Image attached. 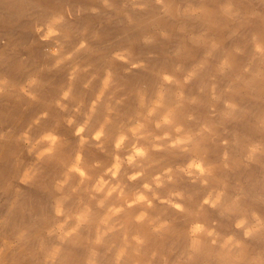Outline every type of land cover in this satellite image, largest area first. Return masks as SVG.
Returning a JSON list of instances; mask_svg holds the SVG:
<instances>
[{
	"label": "bare ground",
	"instance_id": "bare-ground-1",
	"mask_svg": "<svg viewBox=\"0 0 264 264\" xmlns=\"http://www.w3.org/2000/svg\"><path fill=\"white\" fill-rule=\"evenodd\" d=\"M162 3L167 6L166 15L172 20L173 17L177 19L175 15L181 8L186 7L189 10L185 12L183 9L182 12L187 15L183 19L178 17L180 21L175 20L173 24L171 22L172 25L169 27L166 24L169 18L161 15L162 6L157 0H0V78H7L8 81L4 85L8 91L3 90L5 93H0V264H46L48 251L57 245L61 247V253L55 264H85L88 246L83 239L75 244L66 242L61 245L55 235L47 234L49 228L63 219L55 216L54 201L58 194L53 190L54 180L59 177L62 169L56 164L45 165L39 178L25 183L23 181L25 172L33 165L35 157L28 158L31 146L20 144L22 142H19L21 140L19 135L27 134L28 141L35 143L34 141L42 134L54 132L66 145L63 149L65 157L75 154L80 138L75 137L76 146L73 147L68 137L74 132L72 130L70 133L66 128L67 124L65 126L63 123V119L70 116V113L65 111L64 107L69 97L70 109L74 108L77 100L79 101L81 86L86 84L87 78H90L89 74L86 77L83 72L87 66H91L95 71L109 69L107 73L112 74V85L118 84L126 89L132 85L135 86L133 89L135 93L138 89H143L149 97L155 93L160 84L159 73L167 72L174 75L181 84L167 85L166 99L169 103H174L175 93L183 91L185 102L180 110L182 113L180 122L186 129L193 131L203 124L214 126L215 134H206L196 153L181 152L179 149L150 152L149 159L141 162L145 167V175L137 181L129 182L127 177L121 175L140 169L125 165L121 170L120 176L123 181L125 180L124 183L135 186L136 183L151 182V177L162 172L164 168L171 167L175 170L178 166L186 165L193 158H200L206 165L214 166L213 176L207 177L209 181L207 189H213L214 196L223 192L222 202L217 208L204 205L203 211L198 216L178 213L168 205L154 201L155 207L149 210L150 214H160L163 219L170 220L174 234L165 237L162 242L156 241L150 244L144 259H148L151 249H156L158 255L152 264H165L162 257H167V264H177L178 261L179 264H252L253 260L256 264H264V150L256 153L251 160L246 158L249 145L264 146V127H261V122L264 121V57L255 52L253 43L254 36L264 40V0H162ZM124 4L127 7L126 11ZM228 4H232L233 11L238 13L232 19L223 14L224 5ZM142 6L147 8L143 9ZM253 10L259 13L256 18L250 14ZM117 15H123L126 19L116 21ZM59 18L62 20L56 27L60 35L53 39L52 43L56 45L54 48H61L62 54L72 51L76 53L75 56L73 55L74 58L69 60L68 65L61 64L62 67L57 69L50 63L54 59L52 61L45 59L43 62L39 58L41 56L37 57V55L42 54L41 49L49 50L50 53V49L44 45L47 41L42 40L41 37L46 34L47 26ZM180 24H183V34L178 41H175L181 47L177 57H168L172 49L170 51L168 46L166 47V42H162L160 47L158 46L159 49L154 51L151 50L152 48H149V51L141 48L143 39L147 37L154 40H157V37H166L168 43L174 42L172 30ZM38 28H42L43 31L38 32ZM232 32L238 35H235L232 41H226L225 38ZM81 43H84L85 47L77 51ZM213 43L221 45L219 52L213 49ZM116 52L142 66L129 70L133 63L125 62V59L116 62L111 56ZM208 52L211 55H208ZM147 53L163 56L149 59L145 56ZM250 56H256L255 64L251 68L252 72L244 76L243 81H236V73L241 72L238 69H243ZM223 58H227L232 65V69L227 73H221L219 70L218 61ZM101 61H104L105 65L102 64L103 62L102 65L98 63ZM201 62L208 63L209 67L199 70L201 72L193 78V82L184 84L185 72ZM74 65L80 66V69L72 74L68 73L66 69L71 70ZM33 78L37 82L33 87L26 88L31 95L15 90L22 83L28 87L29 80ZM212 78H216L214 84L218 87L215 93L218 91L221 95L219 107L216 101L209 98L210 95L203 97L196 93L198 88L196 85L202 82L208 83L207 86L211 85ZM98 85L92 81L91 91L88 89L90 93H83H89L87 94L89 98L86 95L84 102L88 99L89 103V99L93 100L95 93L100 92L97 89ZM207 88L209 90V86ZM67 90L70 91V96L66 100L62 97V93ZM110 90L111 88L106 92H111ZM127 90L129 92L130 89ZM128 92L125 90L126 95H129ZM131 93L133 94L132 91ZM193 98L196 103H189L188 101ZM104 101L100 103L102 107ZM124 102L121 108L115 107L116 112L111 114V123L105 128L103 150L97 148L95 146L97 142L92 140H90L92 143L88 142L84 147L86 164L92 165L96 162L100 164V167L92 169L93 180L88 182L89 186L104 173L107 167L111 166L113 155L117 154L113 148V141L120 131L127 129L118 127L119 122L114 118L128 117L132 109L135 115L136 104L134 105L130 98L125 104ZM225 102L237 106L231 117L226 118L223 115L229 111L224 110ZM88 103H84L86 107ZM54 104L57 108L63 109L57 111L58 109L53 108ZM217 107L219 109L217 118L220 117L218 119L211 115L214 112L213 108L217 110ZM102 111V108L99 110L96 107L95 113L91 114L92 118L86 131L88 134H93L97 130L96 126L101 123L100 119L108 115L104 110L105 114L102 117L100 113ZM44 113H47L46 117ZM88 113L90 114V111ZM188 115H192L194 119L188 120ZM37 120L39 123H36ZM22 140L26 141L25 137ZM223 141H227V144ZM132 142L130 138L118 153L122 159L128 154ZM140 143L146 142L140 141ZM225 154H227L226 160ZM121 177L119 180L122 182ZM104 178L110 179V176ZM193 179L178 174L171 188L164 187L155 191L161 197H166L170 191L183 192L185 199L177 202L183 203L187 209L196 213L207 193H205L206 187L202 188L204 185L198 186L196 181V184H192ZM201 179L203 178L198 179V184L201 183ZM76 180L77 178H74L72 183L75 184ZM78 197L89 203L88 195L81 191L72 197L66 208L75 211ZM90 203L98 218L103 210L96 208L95 201ZM226 207L230 210L226 211ZM131 211L134 213L139 209ZM241 217L248 218L249 227L259 223V230L246 238L245 229L235 227ZM196 220L214 230V237L205 238L201 251L192 253L193 259L188 260V228ZM132 227L141 228L136 225ZM90 229L94 230V225L82 229V237H88L87 231ZM119 235L120 233L116 234L117 237ZM229 236L244 245L245 255L241 261L232 260L228 250L221 247ZM213 238L216 240L215 244L211 243ZM98 251L100 253L97 258L98 264H113L114 253L105 255L104 247H100ZM238 251L239 249H233L231 255H235Z\"/></svg>",
	"mask_w": 264,
	"mask_h": 264
},
{
	"label": "clouds",
	"instance_id": "clouds-1",
	"mask_svg": "<svg viewBox=\"0 0 264 264\" xmlns=\"http://www.w3.org/2000/svg\"><path fill=\"white\" fill-rule=\"evenodd\" d=\"M158 3H162V0H157ZM202 11V10H197ZM223 14L232 19L238 15L232 9L231 5L226 6L223 9ZM62 18L53 20L47 26V32L41 37L42 40H49L54 36L60 35L57 24L61 22ZM37 31H43V29H37ZM255 52L264 57V40H261L257 36L253 37ZM84 43L79 45V49L84 48ZM213 49L217 47L215 43L212 45ZM61 48H52L50 52L54 56H59ZM239 51V49H237ZM211 55V53H208ZM72 58V53L58 59L56 65L63 63L64 60ZM117 59L124 60L123 55H117ZM142 65L133 64L132 67H141ZM232 65L229 60L225 58L220 66L219 70L223 73L226 69ZM204 67V63L195 66L191 71L187 73L183 78V83L187 84L196 75L197 72ZM179 70V69H178ZM247 71V69H245ZM160 84L157 86L155 93L149 97L148 93L143 89H138L135 93L136 111L134 117H130V125L126 131H120L114 141L113 148L117 154L113 155V162L111 166L104 170V173L98 176L93 183L91 171L94 168L100 167L99 162L88 165L85 162L83 150L89 140L87 136H84L88 124L95 113L97 105L104 97L105 92L112 85V74L108 72L103 80V86L97 95L96 99L92 102L90 108V114L83 124L76 128L75 136L79 137L78 147L74 155L65 157L63 149L66 145L63 143L62 138L54 132H46L42 134L29 149L30 154L35 152V162L26 170L25 179L27 181L35 180L40 177L43 172V166L49 164L58 165L62 171L58 178L54 180L53 190L58 194L54 201V213L57 218H63L48 229V235H55L60 244L66 242L77 243L83 239L84 243L88 246V256L85 259V264H98V256L100 255L98 249L100 247L105 248V255L108 253H114L113 264H152V261L158 255L156 249H151V254L147 260L144 259L147 255L149 245L156 241L162 242L165 237L173 235V224L168 219H163L162 215H151L149 210L154 209V201H158L161 205H168L178 213H184L189 216H198L203 211V206L208 205L210 208H217L222 202L223 192L209 193L206 196L196 213L187 209L183 203L177 201H183L185 199L184 193L181 191H170L166 197H161L155 189H160L165 186V183H175L176 176L183 174L184 176L201 179L203 185L208 184L207 177H212L214 173V166L206 165L203 159L193 158L188 161L185 166H178L175 170L171 167L164 168L162 172L157 173L151 177V182H144L139 189L134 192H126L124 185L120 180L121 170L125 165L128 167H135L140 169L134 171L131 174H127V180L134 182L145 175V167L141 163L148 160L150 152H162L168 149H179L181 152H193L199 151L201 144L207 135H214V126L203 124L199 129L193 131L186 129L184 124L180 122L181 109L184 107L185 97L183 91H177L175 93V102L169 103L167 97V85L176 84L180 86L181 82L176 79L174 75L167 72L158 74ZM36 79L29 80L28 85L32 86L36 83ZM87 87V85H85ZM22 91H27L22 89ZM69 91L63 93V98L67 99ZM29 95H31L29 93ZM112 97H109L111 100ZM126 97L116 100V104H122ZM212 99L217 100L218 97L215 94V87L213 86ZM189 103H196L195 98L188 101ZM225 108L229 111L223 115L231 117L236 111L237 106L231 102H225ZM108 115L105 116L104 122L99 128L92 134L91 139L96 141L97 148L103 150L105 128L111 123V114L115 111L114 107L109 103L106 105ZM45 117L47 113L43 114ZM188 120H193L192 115L187 116ZM134 121V122H132ZM68 124L74 123L72 119H69ZM36 123H39L37 120ZM261 127H264V121L261 122ZM161 134H157V133ZM130 134V135H129ZM130 136L133 140L131 143L128 154L121 158L118 154L123 149L126 143L129 141ZM25 140L28 141L27 134H25ZM145 141L146 143H140ZM167 142V143H164ZM227 144V141H223ZM150 145V146H149ZM264 150V146L260 144L249 145L247 159L251 160L253 156ZM225 160L227 154H225ZM149 167L151 165H148ZM227 166V165H225ZM105 176H110V179H105ZM77 178L76 183L72 181ZM117 181L112 183V181ZM83 191L88 195L89 203H85L82 197L77 199V207L75 211L66 208V204ZM151 194V195H149ZM97 197H100L97 199ZM91 201L96 202V208L103 210L102 214L96 218ZM235 204V201H233ZM133 209H139V211L132 212ZM226 211L230 208L226 207ZM247 220L245 218L239 219L235 227L244 228L245 237H250L254 232L258 231L257 226L247 227ZM94 225V236L92 238L82 237L81 230L91 228ZM141 226V228H133L132 226ZM120 233L117 237L116 234ZM214 237V230L206 227V225L199 220L192 222L188 228L189 245L187 256L188 260L193 259L192 253H198L204 247L205 238ZM212 244L216 243L213 238ZM222 248L228 250L230 258L235 261H241L245 255L244 245L239 241H234V238L229 236ZM233 249H239L235 255H231ZM61 253V247L59 245L53 246L46 255V264H55V261ZM167 264V257H162ZM179 264V261L177 262ZM252 264H256L255 260Z\"/></svg>",
	"mask_w": 264,
	"mask_h": 264
},
{
	"label": "rangeland",
	"instance_id": "rangeland-1",
	"mask_svg": "<svg viewBox=\"0 0 264 264\" xmlns=\"http://www.w3.org/2000/svg\"><path fill=\"white\" fill-rule=\"evenodd\" d=\"M140 1V0H139ZM119 2H121V1H119ZM162 7H161V9H160V11H161V15H163L164 17H166V18H169L168 17V15H166V11H167V6H164V4L163 3H159ZM228 5H231L232 6V9H234L233 7V5L232 4H228ZM228 5H224V8L226 7V6H228ZM164 6V7H163ZM124 8H126L125 9V11L127 10V7H125V4H124ZM141 8H143V9H146L145 8V6H142ZM163 8V9H162ZM223 8V9H224ZM159 9V8H158ZM166 9V10H165ZM184 9V10H183ZM182 10L183 11H185V12H187L186 10H189L188 8H186V7H184V8H181V10H180V12L177 14V15H175V17H177V19H175L174 17H173V20L171 19V18H169V19H167L166 20V24H167V26H171L174 22H175V20H177V21H180V19H183V17L185 16V15H187V14H184L183 12H182ZM165 14V15H164ZM251 16L253 17V18H256L258 15H259V13L257 12V10H253L251 13ZM119 16V17H118ZM121 16V17H120ZM256 16V17H255ZM180 19H179V18ZM118 19V20H117ZM126 19V17H124L123 15H117V17H116V21H123V20H125ZM171 22H172V24H171ZM170 23V24H169ZM182 26H183V24H180V25H178L177 27H174V29L172 30V33H173V41L174 42H170V43H168L169 42V40H168V38H166V37H157V40L155 39H152V38H145V39H143V42H142V45H141V48L144 50V51H149L148 49L150 48H152L151 50H157V49H159V47H160V45H161V43L162 42H166L167 43V45H166V47L168 46V48L170 49V51H171V49H172V52L168 55V57L170 56V57H177L178 56V54H180V52H181V47H180V45H178V44H176L175 43V41H178L179 40V37H180V35H182L183 34V30H182ZM38 29H42V28H38ZM172 29V28H171ZM175 35H177V37L175 36ZM179 35V36H178ZM235 35L237 36L238 34L237 33H235V32H232V33H230V34H228V36L225 38V40L226 41H232L233 39H234V37H235ZM56 36H54V37H52V39L50 38L49 40H46L47 42H45V47H47V48H49V49H52V48H54L56 45L54 44V43H52L53 42V39L55 38ZM165 38V39H164ZM229 38V39H228ZM233 38V39H232ZM164 39V40H163ZM148 40H149V42H148ZM168 42H167V41ZM225 40H223V41H225ZM158 41H160V43H158ZM170 41H172V40H170ZM228 41V42H229ZM153 42H155V43H153ZM151 43V44H150ZM174 45H173V44ZM159 44V45H158ZM173 46H172V45ZM216 45L218 44V43H215ZM85 45V44H84ZM219 45V44H218ZM147 46V47H146ZM159 46V47H158ZM175 46V47H174ZM41 48V47H40ZM221 48V45H219V46H217V47H215V49H217L218 50V52H219V49ZM43 50V51H42ZM42 51V52H41ZM48 52L49 53V50H45V49H41L40 50V52L42 53L41 55L39 54V55H37V57L38 56H41L42 57V59H41V57H39L40 58V60L41 61H45V59L46 60H48V61H52L53 59V61L52 62H50L51 64H53L54 65V68H61L62 66H66V64L67 63H69V60L71 61L74 57H73V55L75 56V51H72V52H69V53H72V59H68V60H64V64L63 63H61L62 64V66H61V64H59L58 66L56 65V61L58 60V59H61L62 57H64V56H66V55H68L69 53H66V54H62V53H60V54H62V55H59V56H54V55H52L51 56V52L49 53V55H48V53L46 54V53H44V52ZM44 53V54H43ZM209 53V52H208ZM27 55V54H26ZM117 55H120L119 53L117 54V52H116V54L115 53H113V54H111V56L115 59V61L116 62H118V61H121V59H117ZM162 54H153L152 55V53H150V54H146L145 56H146V58H149V59H154V58H157L158 56H161ZM50 56V57H49ZM144 56V57H145ZM157 56V57H156ZM163 56V55H162ZM165 56V55H164ZM44 57V58H43ZM56 57V58H55ZM98 57H100V55L98 56ZM48 58V59H47ZM225 58H223V59H220L219 61H218V66H220V64H221V62L224 60ZM39 60V59H38ZM131 59H129L128 57H125V62H127V63H129V64H131V63H133V62H131L130 61ZM250 60V61H249ZM256 60V56H250L249 58H248V61L246 60V62H245V64H244V67H243V69L242 68H239L238 70H241V72H237L236 73V76H235V80L236 81H243V79H245V77H246V75L248 74V73H250V71L252 70L251 68L253 67V65L255 64V61ZM68 61V62H67ZM124 61V60H123ZM40 62V61H39ZM47 62V61H46ZM103 62V63H102ZM220 62V63H219ZM100 65H105V62L104 61H101V62H98ZM102 63V64H101ZM201 63H204V67L202 68V69H200L201 71L202 70H205V69H207L208 67H209V64L208 63H206V62H201ZM200 63V64H201ZM133 64H135V63H133ZM133 64H131L130 66V69L129 70H131L133 67H132V65ZM208 64V65H207ZM68 65V64H67ZM61 66V67H60ZM75 66V67H74ZM73 67V69H71V70H68V69H66L67 71H68V73H70V74H72L73 72H75V71H78L79 69H80V66H76V65H74ZM194 67H192V68H190L189 70H187L185 73V75H187V73L189 72V71H191L192 69H193ZM232 69V66L230 67V68H228V69H226L224 72L225 73H227V71L229 72L230 70ZM245 69H247V71L245 70ZM104 70V71H103ZM109 69H101V70H99V71H95V70H93V68L91 67V66H87L86 68H84V70H83V72H84V74H86V77H87V74H89V76L88 77H90V78H87V80H86V84H84L83 86H81V90H80V92L81 93H79V101L77 100L76 101V103L78 102V104H76L75 103V105L73 106L74 108H72V109H70V102H71V98L69 97L68 98V101H67V105L64 107L65 109V111H67L68 113H70V116H68V117H65L64 119H63V123H64V125L66 126V124H67V126H66V128H68L69 129V131H70V133L72 132V130H73V132L75 133V130H76V128L78 127V126H80L81 124H83L84 123V121L87 119V117H88V111H89V106L90 105H92V102L96 99V97H97V95L99 94V91L98 92H96L95 93V95H94V98H93V100H90L89 99V103H88V99L86 100L87 102H84L85 101V99H86V95L88 94L89 95V93H90V91H91V89H90V84H92V81L94 82V83H96V85H98V87H97V89L98 90H101V88H102V86H103V80H104V78H105V75H106V73H107V71H108ZM93 71V72H92ZM201 71H198L197 72V74L198 73H200ZM245 71V72H244ZM87 72V73H86ZM90 72V73H89ZM97 72H101L100 74L98 73L97 74ZM104 72V73H103ZM252 72V71H251ZM91 73H93L92 75H90ZM83 74V75H84ZM101 74H103V75H101ZM245 74V75H244ZM96 75V76H95ZM100 77H98V76ZM184 75V76H185ZM101 76H103V77H101ZM245 76V77H244ZM73 77V76H72ZM95 78H97V79H95ZM184 78V77H183ZM25 79V78H24ZM91 79V80H90ZM95 79V80H94ZM3 80V81H2ZM23 80V79H22ZM99 80L101 81V82H99ZM216 80V78H212L211 79V85H208L209 86V90H207L208 88V86H207V84L208 83H206V82H202V83H200V84H198V86L196 85V87H198V88H196L197 90H196V93L199 95L200 94V96H203V97H207V96H209L210 95V97L209 98H212V94H213V91H212V89H213V86L215 87V90H218V87H217V85L216 84H214V81ZM91 81V82H90ZM98 81V82H97ZM7 78H0V89L2 88V90H0V93H5V92H7L8 91V89L7 88H5L4 87V85L5 84H7ZM24 82V81H23ZM191 82H193V79L190 81V82H188V84L189 83H191ZM210 82V81H209ZM213 82V83H212ZM98 83V84H97ZM28 85V84H27ZM85 85H87V87H85ZM101 85V86H100ZM191 85V84H190ZM118 86V87H117ZM231 86V85H230ZM29 87H33V85L32 86H26V84H25V86H24V84L22 83V85L21 86H19V88H16L15 90L17 91V90H20L21 92H23L25 95H28L29 96V94H28V89H29ZM116 87H117V89H116ZM4 88V89H3ZM26 88H28V89H26ZM111 92H106V94L108 95V96H106V94H104V99L102 98V101H104L105 103H104V105H103V107L101 106V104H102V101H100V103L97 105V107L99 108V110H101V108H102V112H100L101 113V115H102V117L104 116V114L107 112V110H106V105H108L109 104V102H110V104L114 107V109H115V107H117V106H119L120 108H121V106H123L122 104H119V105H117L116 104V100L118 99H121V98H123V97H126V100L127 101H129V98H130V101L135 105V91H133V89L135 88V86L133 87L132 85L129 87H127V89H130L129 90V92L131 93V91L133 92V94L131 93H129L128 92V90L126 89V88H124V87H120V85H118V84H113L111 87ZM109 88V89H110ZM205 88V89H204ZM212 88V89H211ZM22 89H26L27 91H22ZM88 89H90V91L88 90ZM114 89V90H113ZM211 89V90H210ZM3 90L5 91V92H3ZM125 90L128 92L127 94H129V95H126V93H125ZM207 90V91H206ZM67 91H69V90H67ZM84 91V92H83ZM124 91V92H123ZM212 91V92H211ZM85 92H89V93H87V94H83V93H85ZM122 92V93H121ZM64 93V92H63ZM63 93H62V97H63ZM69 93H70V91H69ZM111 93V94H110ZM125 94V95H124ZM204 94V95H203ZM207 94V95H206ZM216 96H218V99L217 100H214V101H216L217 102V106L220 104V103H218V102H220V99H221V95L218 93V91H216ZM88 95H87V97H88ZM69 96H70V94H69ZM83 96V98H80V97H82ZM107 97V98H106ZM109 97H112V99L111 100H109ZM115 99H114V98ZM89 98V97H88ZM70 99V100H69ZM67 100V99H66ZM126 100H124L125 102H124V104L127 102ZM115 101V102H114ZM108 102V103H107ZM112 102V103H111ZM83 103V104H82ZM84 103H88L87 104V107H86V105L84 104ZM82 105H84L85 107H83ZM55 106V107H54ZM219 106H221V104L219 105ZM218 106V107H219ZM218 107H217V110H215L214 108H213V113H211V115H212V117H214V118H216V119H218V118H220V117H218L217 118V116H218V111H219V109H218ZM53 108H56V109H58L57 111H61L63 108L62 107H59V108H57L56 107V105L54 104L53 105ZM81 108H83V109H81ZM105 108V109H104ZM118 108V107H117ZM133 108H134V106H133ZM68 109V110H67ZM55 110V109H54ZM70 110V111H69ZM104 110H105V113H103L104 112ZM133 110V109H132ZM131 110V114L128 116V117H115L114 119L117 121V122H119V124H118V127H123V128H127V127H129V126H131L130 125V120H129V118L130 117H134V110L132 111ZM224 110L226 111V110H228L227 108H225L224 107ZM56 111V110H55ZM216 111V112H215ZM78 112H80V113H78ZM83 112V113H82ZM116 112V111H115ZM76 113H78V114H76ZM82 113V114H81ZM217 113V114H216ZM75 117V118H74ZM77 117V118H76ZM118 118V119H117ZM122 118V119H121ZM127 118V119H126ZM213 118V119H214ZM66 119V120H65ZM69 119H72V120H74V125L73 124H71V125H69L68 124V120ZM104 117L102 118V120L100 119V121L99 122H101L98 126H96V129H98L99 128V126L104 122ZM201 119V118H200ZM199 119V120H200ZM121 120V121H120ZM201 120H203V119H201ZM200 120V121H201ZM77 122V123H76ZM132 122H134V121H132ZM124 124V126H122ZM88 127H89V124H88ZM88 127L86 128V130H85V132L83 133V135H85V136H87L88 137V140H89V142H91L92 143V139H91V136H92V134H88L86 131H88ZM98 127V128H97ZM74 133H71L72 135H69V139H70V141H72V143H71V145L73 146V147H75L76 146V138H77V136H75L74 135ZM226 134H228L227 132H225ZM130 135V134H129ZM25 137V134H20L19 135V137H20V141L19 142H22V143H20V144H25V145H30L31 147H32V145L34 144L33 143V141H29V142H26V141H24V140H22L23 138ZM74 136V137H73ZM76 137V138H75ZM79 138V137H78ZM131 138V137H130ZM90 140H92V141H90ZM36 141V140H35ZM34 141V142H35ZM94 142H96V141H94ZM93 142V143H94ZM31 147H29V149L31 148ZM27 152V151H26ZM33 153V152H32ZM35 153V152H34ZM30 154V152L28 151V158L29 159H31V158H33V157H35V154ZM34 155V156H33ZM31 157V158H30ZM185 166V165H184ZM182 167V166H181ZM132 172H129V173H127V174H131ZM126 174H122L121 176L122 177H127V175L125 176ZM120 176V177H121ZM121 177V180H122V183L124 184V185H126L125 183H124V181H123V178ZM23 181L25 182V183H28L29 181H27L25 178H23ZM195 181L197 182V184H196V182L195 183H193V181H192V184H196V185H198V186H202L203 184H201V183H199L198 184V179L196 180L195 179ZM117 182V181H116ZM115 182V183H116ZM136 183V182H135ZM134 183V184H135ZM184 183H188V182H184ZM137 184V183H136ZM135 184V186L132 184H127L126 185V192H129V193H131V192H134V191H136L138 188H140L141 187V185L143 184V183H138L137 185ZM141 184V185H140ZM179 184H181V183H179ZM188 184H190V183H188ZM168 185V183H165V188H171V185H172V183L171 184H169V186H167ZM130 186V187H129ZM137 186V187H136ZM167 186V187H166ZM129 187V188H128ZM135 187V188H134ZM164 187H162V188H164ZM204 187H206V192L205 193H207L206 194V196H208V194L211 192V193H213V196H214V191H213V189H207V187H209L208 185H204V186H202V188H204ZM134 188V189H133ZM205 189V188H204ZM155 190H159V189H155ZM208 191V192H207ZM213 191V192H212ZM241 218H245L246 220L248 219V218H246V217H241ZM240 218V219H241ZM248 222H247V224H246V226H248L249 227V220H247ZM255 226H259V223H255L254 224ZM253 225V226H254ZM245 226V228H247ZM241 229V228H240ZM242 229H244V228H242ZM94 230H88L87 231V233H88V237H89V234H90V238H92L91 236H93L94 235ZM91 233H93V234H91ZM160 263H161V260H160ZM162 264V263H161Z\"/></svg>",
	"mask_w": 264,
	"mask_h": 264
}]
</instances>
